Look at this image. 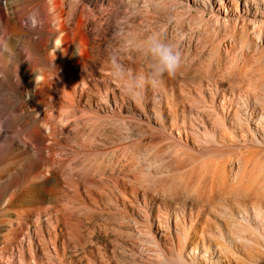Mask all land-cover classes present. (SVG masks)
Segmentation results:
<instances>
[{
    "label": "rangeland",
    "instance_id": "1",
    "mask_svg": "<svg viewBox=\"0 0 264 264\" xmlns=\"http://www.w3.org/2000/svg\"><path fill=\"white\" fill-rule=\"evenodd\" d=\"M214 1L197 0L188 14L167 0L93 1L95 18L87 34L96 38L92 42L96 57L109 50L110 71L112 68V74L114 69L119 73L111 76L122 75L125 80L123 83L118 78L124 92L122 113L113 112L115 97L109 93L106 105L101 100V108L89 111L92 119L83 126L82 136L69 137L74 131L70 128L61 136L66 150L72 147V153H78L77 164H73L76 180H98L110 174L107 168L114 167L116 174L120 166L125 168L126 219L119 212V202H113L110 208L114 216L109 226L100 217L92 221L99 222L98 227L84 219L86 223L83 220L82 224L86 226L79 227V237L69 241L65 232L63 245L60 241L55 247L49 244L46 254L50 259L42 255L38 260L41 250L35 248V262L31 264H163L152 251V238L145 233L144 214L159 231L157 217L165 221L164 215L172 225L177 220L190 231L196 228V249L189 243L185 253L188 260L195 259V264H264V194H232V189L210 203L200 199L205 183L207 192L218 191L225 175L234 179L264 178V145L239 154L230 137L204 142L209 139L206 129L213 124L212 116L201 121L192 119L188 112L190 99L197 98L199 89L209 97L215 80L221 92L236 98L241 95L247 109L264 105V84L257 78L264 72V17L259 18V24L247 18L219 20ZM234 8L227 3L229 17L234 15ZM84 21L83 27L87 23ZM153 36L173 44L182 55V65L174 77L165 75L160 84L146 85L142 96L135 97L127 92L141 91L142 78L150 73L152 60L145 47ZM114 61L123 65V72L113 65ZM247 76L258 80L249 81ZM203 103L207 105L208 101ZM100 168L106 172L97 174ZM85 172L88 178L83 177ZM173 231L175 234L174 226ZM218 246L232 254L219 255ZM18 249L16 244L4 251L0 264H22Z\"/></svg>",
    "mask_w": 264,
    "mask_h": 264
},
{
    "label": "bare ground",
    "instance_id": "2",
    "mask_svg": "<svg viewBox=\"0 0 264 264\" xmlns=\"http://www.w3.org/2000/svg\"><path fill=\"white\" fill-rule=\"evenodd\" d=\"M93 1L0 0L1 259L3 252L16 244L21 250L18 249V255L22 264L35 262L34 249L38 247L41 250L38 260L44 255L50 259L46 254L48 245L55 247L58 241L63 245L65 232L69 234V241L75 240L84 219L98 227L99 222L92 221L100 217L108 225L114 216L110 208L113 202H119V212L126 219L128 187L124 171L122 173L125 168L118 166V174L113 173L114 167L107 168L110 174L101 175L98 180L92 178L93 172L89 171L92 179L80 182L74 177L73 165L77 164L78 153H72L75 151L72 147L66 150L61 136L70 128L74 131L71 130L69 137H80L83 126L92 119L89 111L101 108L98 104L101 100L108 102L109 93L115 97L113 112L122 113L124 92L120 83L125 80L122 75L111 76L109 50L104 49L103 56L96 57L92 44L96 38L87 34L86 29L95 18ZM167 1L185 14L197 3V0ZM227 3L235 5L232 17L227 15L231 11ZM212 4L219 20L247 18L259 24V18L264 17V0H215ZM30 16L36 21L34 27L29 24ZM84 20H87L85 27L82 26ZM113 71L115 75L117 72ZM258 76L259 82L264 84V72ZM248 78L249 81L256 79ZM218 83L215 80L209 97L199 89L197 98L189 102L192 119L213 118V124L206 129L209 139L204 142L230 137L239 147V154L250 153L252 147L264 145V105L247 109L241 95L236 98L221 92ZM96 98L100 100L97 102ZM206 101L207 105L203 103ZM156 115L160 117L157 112ZM190 123L192 125V121ZM85 167L83 170L88 172ZM86 172L83 177L88 178ZM105 172L100 168L97 174ZM225 176L218 191L207 192L205 183L200 199L210 203L232 189V194H264V178ZM142 217L147 223L145 233L153 240L152 251L161 263L195 264V259L188 260L185 253L189 243L191 249H196V228L190 231L177 220L172 225L170 218L164 215L165 221L157 217V225L162 230L159 231L148 214ZM218 251L223 257L232 254H226L219 246ZM10 260L13 261L11 256Z\"/></svg>",
    "mask_w": 264,
    "mask_h": 264
},
{
    "label": "clouds",
    "instance_id": "3",
    "mask_svg": "<svg viewBox=\"0 0 264 264\" xmlns=\"http://www.w3.org/2000/svg\"><path fill=\"white\" fill-rule=\"evenodd\" d=\"M29 24L35 26L36 21L32 16L29 17ZM146 54L151 57L152 67L146 78H142L141 91L127 92L135 97L142 96L146 85L155 87L163 81L165 75L169 78L174 77L182 65V55L179 50L171 43H168L157 36L150 37L145 47ZM123 72V65L113 62ZM115 78V77H114Z\"/></svg>",
    "mask_w": 264,
    "mask_h": 264
}]
</instances>
